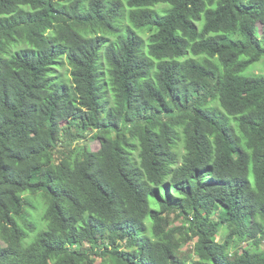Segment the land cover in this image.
Here are the masks:
<instances>
[{"label": "trees", "instance_id": "trees-1", "mask_svg": "<svg viewBox=\"0 0 264 264\" xmlns=\"http://www.w3.org/2000/svg\"><path fill=\"white\" fill-rule=\"evenodd\" d=\"M127 2L106 101L120 2L0 0V264H264V0Z\"/></svg>", "mask_w": 264, "mask_h": 264}, {"label": "rangeland", "instance_id": "rangeland-1", "mask_svg": "<svg viewBox=\"0 0 264 264\" xmlns=\"http://www.w3.org/2000/svg\"><path fill=\"white\" fill-rule=\"evenodd\" d=\"M111 1H117L120 2L121 5L123 6V11H122V15H121V19H119L117 21L116 24V32L114 33H109L106 31H102V30H89L86 32H83L82 35L84 36V38L88 41H93V42H98V43H102L103 47L99 53V62H98V66L101 70V74H102V84L104 87V93H105V97H106V101H110L112 99V95H113V89H112V85H111V80L109 77V64L105 58V51L107 49H112V48H119V46L121 45L123 39L130 35V34H135L139 40L141 41L143 48H144V54L147 55L148 54V46L150 44V41L152 39L153 33L150 32L149 30H143V31H137L135 30V28L133 27L129 17L130 15L135 11V9L131 8L128 5L127 0H111ZM170 7L166 4H160L157 6H154L151 10L153 13H155L156 15L160 16V17H164L167 12L169 11ZM198 26V31L202 30V22L197 24ZM257 29L259 31V33L262 30L261 25H257ZM228 31H225L223 34H226ZM223 36V35H221ZM188 58L195 60L198 63L203 64L204 66H207L208 64L206 62L210 61V58L204 55L201 56H194V55H190ZM247 58H243L242 61H247ZM181 62H184L185 59L180 60ZM214 62V61H212ZM215 63V62H214ZM213 65V69H214V73L216 75H223V74H227L226 71H224L220 65L212 64ZM57 73L58 75H63V79L68 81V69L66 67H59L57 68ZM248 73L250 75H254V76H258V75H264V59L261 60L260 62L254 64L248 71ZM192 84V81L187 80L184 84L185 87H189ZM67 125V123H63V127H65ZM98 134L97 131H94L92 133H90L89 137H90V141L88 142V147L90 150L92 151H97L100 148V141L99 140H95L94 137ZM29 198V200L32 202V206L34 207V210H32L31 208H29V212L31 214V218L32 220L39 224V221L42 217V214H44V207H45V201L42 198L41 195H36V196H32V195H28L27 196ZM180 222H176L174 224V226H179ZM222 232L219 234L218 239L221 242L222 241ZM187 249V247L185 248V250ZM196 259V258H195ZM98 263L101 264V259L98 260Z\"/></svg>", "mask_w": 264, "mask_h": 264}]
</instances>
